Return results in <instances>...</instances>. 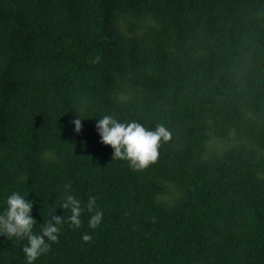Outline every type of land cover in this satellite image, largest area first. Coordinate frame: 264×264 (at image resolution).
<instances>
[{
    "label": "trees",
    "instance_id": "1",
    "mask_svg": "<svg viewBox=\"0 0 264 264\" xmlns=\"http://www.w3.org/2000/svg\"><path fill=\"white\" fill-rule=\"evenodd\" d=\"M105 115L172 138L133 171ZM13 192L33 234L64 221L33 264H264V0H0V213ZM26 244L0 235V264Z\"/></svg>",
    "mask_w": 264,
    "mask_h": 264
},
{
    "label": "clouds",
    "instance_id": "2",
    "mask_svg": "<svg viewBox=\"0 0 264 264\" xmlns=\"http://www.w3.org/2000/svg\"><path fill=\"white\" fill-rule=\"evenodd\" d=\"M99 56L93 63L98 62ZM75 125L74 131L80 133L82 123L79 118L71 121ZM100 136V143L110 146L113 150L112 159L126 161L133 171H143L158 162L159 147L162 143L171 140V132L162 124L154 130L146 129L136 121L118 122L111 115L100 118L95 125ZM66 188H70L67 185ZM34 201H29L20 194L13 192L6 200V208L0 213V235L27 239V244L22 251L27 264L33 262L50 249V243L58 242L60 225L63 224L62 216L50 214V218L43 224L39 235L33 234L36 220L31 215ZM96 197H90L85 206L88 212H94L89 219V227L95 229L103 218L102 211L95 210ZM64 210H70L69 222L75 228L81 227V214L84 208L81 202L72 195H66L60 205ZM92 237L88 234L82 236L84 242H90Z\"/></svg>",
    "mask_w": 264,
    "mask_h": 264
}]
</instances>
